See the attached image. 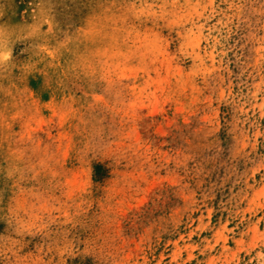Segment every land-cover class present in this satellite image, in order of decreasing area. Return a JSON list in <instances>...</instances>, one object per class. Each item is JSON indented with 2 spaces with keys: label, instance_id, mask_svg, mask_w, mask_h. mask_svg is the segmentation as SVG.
Instances as JSON below:
<instances>
[{
  "label": "rangeland",
  "instance_id": "374dc122",
  "mask_svg": "<svg viewBox=\"0 0 264 264\" xmlns=\"http://www.w3.org/2000/svg\"><path fill=\"white\" fill-rule=\"evenodd\" d=\"M0 264H264V0H0Z\"/></svg>",
  "mask_w": 264,
  "mask_h": 264
}]
</instances>
